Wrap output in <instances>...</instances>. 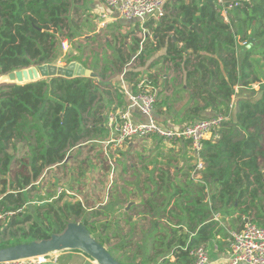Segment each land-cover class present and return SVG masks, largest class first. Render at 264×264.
<instances>
[{
    "label": "trees",
    "instance_id": "trees-1",
    "mask_svg": "<svg viewBox=\"0 0 264 264\" xmlns=\"http://www.w3.org/2000/svg\"><path fill=\"white\" fill-rule=\"evenodd\" d=\"M78 1L0 0V75L29 66L54 63L61 54L60 36L64 35L65 38L74 36L63 32L69 25L73 28L76 26L75 19H72L69 13L77 9ZM238 1L240 6L228 10L226 13L228 20H225L217 0H176L177 11L167 15L165 9V13L159 17L153 29L155 36L152 44L144 45L149 51L164 50L161 58L170 63L173 71L182 70L183 85L193 88V92L189 93V99L198 97L204 101L203 105L196 101L190 108L191 119L193 115H200L208 107L214 114L228 113L229 104L235 94L234 87L241 81V85L248 86L257 80L245 78L248 76L247 71L253 66L251 54L258 46L257 41L260 42L259 45L264 46V0ZM237 41L245 44L240 47ZM240 48L243 49L242 55L238 52ZM117 52L118 56H113V61L111 59L112 65L101 67L99 72H96L97 63L92 64L90 69L97 74L96 78L52 77L25 84L0 86L2 173L5 174L13 160L15 161L14 156L7 152L13 137H21L23 133L32 132L36 141L31 147L34 157L28 164V175H21L23 183H18L16 187H2L1 194L13 191L14 188L23 190L39 176L42 167L55 165L64 157L67 150L77 146L82 140L90 139L91 135L102 133L105 128L102 122L104 115L100 117L99 113L101 110L111 109L113 93L118 101L117 106L123 103L119 83L112 81L111 76L115 73L122 75L124 79L130 76L129 82L133 87L131 90L133 93L140 81L137 77L139 73L125 71L128 60L121 49ZM66 60L69 63L72 59ZM79 61L87 67L85 62ZM149 77L152 78L151 75ZM147 85L153 90L156 89L150 80ZM245 88L238 99L236 98V107L229 115V119H233L234 122L232 129L239 126L246 131V136L240 140L223 136L216 144L204 140L200 156L205 166L199 171L198 178H189L190 175H186L185 184L181 187L171 186L168 172H162L158 177L161 181L160 188L167 192H170V188L174 189L164 204L163 212L173 197L178 195L189 201L190 195L192 196L194 210H190L186 205L180 206L181 203L179 209L184 214L187 228L196 230L197 233L187 243L188 234H177L182 230L181 227L174 229L177 239L170 238L166 242V247L173 246L175 261L159 260L161 254L159 252L155 253L159 258L155 256L154 260L158 264H191L190 248L209 238L208 228L211 227V223L207 221L211 209L220 210L222 206H233L235 202L237 206L246 205V195L252 202L263 201L264 171L260 170L258 158L264 160L261 144L264 129V87H259L256 92L249 87ZM100 98L105 99L96 104L102 100ZM156 103L157 97L155 105ZM88 118H91L95 125L87 126ZM221 128L217 130L224 131ZM39 160L43 162L39 164ZM253 183L255 186L249 189ZM207 195L210 198V206L208 201H205ZM21 200L20 196L15 197L13 193H8L0 205L7 210L15 209L22 204ZM161 204L149 203L148 210L152 211L155 206ZM111 207L113 210L115 204ZM248 208L247 205L241 208V211L244 212ZM66 209L67 213L82 217V223L94 233V229L87 224L80 202L67 205ZM109 211L111 209L107 207V211L105 208L99 212L106 215ZM53 216L54 219L50 221L48 228L35 222L28 231H24L19 237L13 236L10 242L0 243V247L44 239L52 233L62 232L68 222V215L57 208ZM251 221L264 227V220H260L259 215ZM124 222L130 225L133 232L134 224L127 218ZM151 224L155 227L157 222ZM103 226L107 227L108 224ZM113 237L120 236L115 234ZM132 237L133 233H130L119 244L110 249L106 248L115 257L113 253L124 250L133 243ZM151 237L154 238L151 242L154 246L162 247L161 236L152 234ZM174 241L176 242L173 243ZM99 242L104 245L101 240ZM134 244L136 253L141 254L142 245L139 242ZM123 253L125 260H120L122 263L139 264L133 263V260L129 261L126 251ZM143 261L144 264H155L151 262V257L147 260L144 258Z\"/></svg>",
    "mask_w": 264,
    "mask_h": 264
},
{
    "label": "rangeland",
    "instance_id": "rangeland-1",
    "mask_svg": "<svg viewBox=\"0 0 264 264\" xmlns=\"http://www.w3.org/2000/svg\"><path fill=\"white\" fill-rule=\"evenodd\" d=\"M79 16L76 22L77 25L82 23V28L77 31L70 30L74 32L72 33L74 36L60 40L61 54L54 64L67 66L72 61L80 62L79 60H81L85 62L89 69L92 68V64L97 63L98 68H96V72H99L101 67L107 64L109 66L112 65L110 62L111 57L114 55V50H122L124 42L134 44L137 41L139 44L138 49L134 53V56L127 59L128 63L125 66V71L139 73L138 79L147 84L149 82L148 78L151 79L149 77L151 73H162L165 69H171L170 64H157L149 68L152 61H150L151 58L147 54L149 52L145 51L146 49L142 47L141 40L143 39V34L134 32V28L127 29V26L120 24L119 21L104 25L97 17H90L89 14ZM98 27H102L101 31L98 30L100 29ZM89 34H92L94 38L92 41L86 40L88 39L86 35ZM67 58L72 60L67 63ZM152 76L154 78V74ZM167 87L175 86L173 83H167ZM155 94V97L160 95L156 89ZM104 99L97 101L96 104L101 103ZM104 113L105 111L101 110V113H99L101 114L100 117ZM104 117L102 122L105 128L102 130V133L95 134L94 136L91 135L90 139L82 140L77 146L67 150L68 162L57 167L55 170L54 168L49 170L41 184L35 188H25L21 190L22 193L21 191L20 193L17 192L19 190L14 188L15 194L23 196L21 200L22 204L18 205L15 209H8L11 214L0 223V243L10 242L13 236L19 237L24 231H28L30 226L35 222L41 224L42 227L48 228L50 221L54 219V210L57 208H60L63 213L68 215V222H82V217L67 213L68 209H66V206L75 202L82 204L87 224L94 229L93 236L98 241L101 240L104 247L110 249L129 235L128 227L124 226V212H121L118 216H114L111 205L119 201L118 203L123 207L125 202L129 201L130 198H148L152 189L145 191L143 195V191L140 192L139 188L140 180L144 179L146 174H148L145 170H150L149 173L153 177L160 175L159 171L169 164L167 157L162 155V153L169 154L173 152L175 146L173 143L166 144V142L161 143L159 141L156 145H154V142L148 145L144 141H139L132 146L124 145L121 148L114 149L109 145L106 150H103V143L116 134L114 126L119 125L115 123L113 124V128L108 126V124L106 125ZM86 125L90 127V125H95V122L91 118H88ZM134 139L137 138L134 137L132 140H127L126 143L134 141ZM26 151V143L24 141L21 143L17 140L11 142L7 149L10 155H21L27 153ZM153 171H157V173L153 174ZM1 175L0 171V178ZM170 180H172V177H170ZM162 189V192L166 194L164 196H168L174 192V189L170 188V192L167 194L168 192L164 188ZM160 191L155 192L159 194V197L162 196ZM162 199L166 200V197ZM98 200L104 201L103 206H95ZM107 207H110L112 217L99 212L105 208L107 211ZM106 224L108 226L104 227L103 225ZM115 234L121 238L113 237ZM132 242L124 250L113 254L119 261H124L125 253L123 252L126 251L130 259L129 261L133 260V263L144 264L143 259L140 258L141 254L136 253L137 250L134 243H137V240L132 239ZM155 256L154 252H150L144 258L147 260L148 257H151V262L153 263L155 262ZM156 258H159V256H156Z\"/></svg>",
    "mask_w": 264,
    "mask_h": 264
},
{
    "label": "crops",
    "instance_id": "crops-1",
    "mask_svg": "<svg viewBox=\"0 0 264 264\" xmlns=\"http://www.w3.org/2000/svg\"><path fill=\"white\" fill-rule=\"evenodd\" d=\"M176 0H169L166 5V14L172 15L177 11V4L175 2ZM188 1V0H186ZM76 10L71 11L69 13V16L74 19L75 17V29L72 25H69L67 28H64L63 34H72V31L70 30H79L82 28V23L77 25L76 19L78 18L79 14L80 16H85L86 14H89L90 17H97L98 20L102 21V24L109 25L112 22L119 21L120 24H123L124 26H127V29H130L131 27L134 28V32H140L143 34L142 41V47L145 48V44H152L153 38H154V32L153 29L157 24V21L159 18L148 16L143 20H124L120 18L117 14V12H113L108 10L101 2L100 0H79L76 4ZM221 13L225 16V20L227 19V12ZM101 15H104V19L100 18ZM79 16V17H80ZM99 31H101L102 27H98ZM97 31V32H99ZM69 32V33H68ZM96 32V34H97ZM89 41H92L94 38L92 37V34L86 35ZM66 38H71L67 37ZM64 35L60 36L61 39H66ZM238 45L240 47L242 46L243 42L237 41ZM259 41H257L256 48H254L253 53L251 54V59L253 66L252 68L247 71L248 76L245 78L246 80L256 78L257 80L251 82L248 86H243L241 83L237 84L234 87L235 94L233 98L239 97L243 93V90H245V87H249L250 89H254L255 92L258 91L259 87H264V49L263 46L260 44ZM138 43L137 41L132 43H126L124 42L122 51L125 54V58L130 59L132 56H134V53L138 49ZM146 49V48H145ZM118 49L114 50L113 56H118ZM161 50V49H160ZM158 50V51H149L148 48L145 50L149 53V57L151 58L150 61L151 64L149 68H152L153 66L157 64H164L169 65L170 63H167L164 61L161 56L164 54V50ZM239 54H243V49H239ZM111 57V59L113 58ZM154 74V78L149 79L152 83V85L156 88L158 91L159 96H157V103L155 105L154 109V115L155 118L158 120L159 123L162 125H168V126H180L192 121H195L199 118L208 117L214 114V112L211 110L210 107L206 108L200 115L195 116L193 115V119H191L190 115V108H192L196 101L199 105H203L204 101L201 98L196 99H189V93L193 92L192 87H186L183 85V74L182 70L173 71L172 69L163 71L162 73H151L152 76ZM149 75V76H150ZM111 80L118 82L119 88L122 91V100L123 103L121 106H117V99L115 97V94L112 95V105L111 109L107 108V111L105 110V124L107 125L108 121L107 118L111 115L122 113L129 109L130 117L134 121L143 120L142 115L140 114L139 110L135 106H131V101L128 95L126 94L127 91L133 90V87H131V83L129 82L130 76H128L127 79H124L121 75L118 73H115L111 76ZM139 77V74L138 76ZM136 77V78H137ZM153 77V76H152ZM173 83L175 87H164L165 85ZM163 93V94H162ZM254 96L256 94L254 93ZM232 98V99H233ZM121 109L120 111H118ZM233 112V111H232ZM195 116V117H194ZM230 118V117H229ZM227 119L223 125L220 127L224 131L215 130L212 133H210L206 141H210L212 144H216L223 136H229L231 139L240 140L246 136V131L242 129L239 126H236V128H233L234 122L233 119ZM109 130V129H108ZM109 133V132H108ZM110 135V134H109ZM113 135L112 137H114ZM142 139V140H140ZM144 141L146 144L151 145L152 142H154V145L158 144V141L162 143V141L157 140L155 137H148V138H137L134 139V141H130L129 143H125L122 145H110L113 149L122 147L124 145L132 146L134 143ZM173 143L175 146V150L173 152L162 153L165 157L168 159V163L166 166L170 167H164L161 169L160 175H162V172H168L170 177H172V180H170L171 186L174 187H181L183 184H185L186 175H190L189 178H192L191 173L193 171L192 168H194L195 164V157L193 155L190 142L187 140H178L174 142H168ZM167 144V143H166ZM262 149L264 151V129L262 134ZM103 150H105V146L103 145ZM109 147V146H108ZM204 148V145H203ZM152 150V149H150ZM203 150V149H202ZM150 154V152H149ZM23 154L18 155L14 154V158L19 160L22 157ZM258 163L261 166L260 170L264 171V160H262L260 157L258 158ZM205 165V163H204ZM191 167V168H190ZM148 174H146L145 178L140 180L139 182V188L140 192L143 191V195L145 191H148L150 189V196L146 199H133L130 198L129 201L125 202L124 206L121 207L120 203H115V207L113 208V214L114 216L120 215V213L124 212V219H128L129 222L134 224V230L132 232V229L129 224L124 223V226L128 227L129 234L133 233V240H137L139 242L143 249L141 250V257L144 259L147 254L150 252L159 253L161 252L159 260L168 259L170 262L175 261V257L173 255V246L170 248L166 247V242L169 241L170 238L177 239V234H188V241L187 243L196 236V230H190L187 228L186 223L184 220V214L180 212L179 204L182 201L180 206H188L190 207V210H194L193 202H192V196L190 195L189 201H185L183 197L175 196L170 200L169 205L166 207L165 211L163 212L164 204H166V201L168 200V196H164L162 192V188H160L161 181L159 180L160 175H151L150 170H145ZM157 173V171L152 172ZM175 179V180H174ZM255 186V183L251 184L249 189L253 188ZM157 188V189H156ZM161 190L162 196L159 197L158 193H155L156 191ZM209 192V190H208ZM169 194V192L167 193ZM166 197V200L162 198ZM160 198V199H159ZM247 203L246 205L242 204L240 206L236 205V202L233 206L227 205L222 206L220 210H213L211 209L210 212V218L207 222L211 223V227L208 228L209 232V238L208 240L204 242H200V244L204 245L207 253H208V262L206 264H230L228 261V252H229V243L231 234L235 231H238L242 228L243 221L245 219H251L253 220L256 215L260 216V220H264V197L263 201L259 203L257 200L253 201L249 196L246 195ZM134 201V204L129 208L128 211H125L124 207L127 205L128 202ZM178 201V204L175 205V203ZM205 201H208V206L211 205L210 198H208V195L206 196ZM158 203L161 204V206H155L152 211L148 210V204L149 203ZM104 201L98 200L95 203V206L101 207L103 206ZM178 205V206H177ZM248 205V209L244 212L241 211V208H244ZM182 206V207H183ZM175 207V209H174ZM219 207V205H218ZM103 210V209H101ZM177 214V215H173ZM108 216L112 217V213L109 211ZM130 218V219H129ZM181 218V219H180ZM183 219V220H182ZM154 221L157 222V225L154 227L151 223ZM147 222V224H145ZM177 234L174 233V229H180ZM153 236H161L163 238V245L162 247H156L151 243L153 241ZM185 241V243H186ZM174 241L173 243H175ZM56 262H49L48 264H96V262L86 256L83 252L74 251V250H64L60 252H56ZM157 255V254H156ZM155 264H158V262H153ZM237 264H246V263H237Z\"/></svg>",
    "mask_w": 264,
    "mask_h": 264
},
{
    "label": "built area",
    "instance_id": "built-area-1",
    "mask_svg": "<svg viewBox=\"0 0 264 264\" xmlns=\"http://www.w3.org/2000/svg\"><path fill=\"white\" fill-rule=\"evenodd\" d=\"M169 0H100L110 11L117 12L124 20H143L148 16L159 18L165 13V5ZM221 11L240 6L238 0H217ZM104 15L100 18L104 19ZM245 44V42H243ZM64 46V43L62 42ZM122 76V75H121ZM131 106L138 108L143 120L134 121L129 114V109L122 113H116L108 117V126L116 130L114 137L104 142L105 150L109 145H122L127 140L135 138L155 137L162 142H174L187 140L190 142L195 164L192 178H198L199 171L204 168L200 153L203 149V141L213 131L219 129L230 117L229 115L236 107V99L233 98L229 104V112L226 114L215 113L207 118L198 119L180 126H165L158 122L154 115L155 89L139 81L136 91H127ZM109 127V128H110ZM11 214L0 205V223ZM228 261L230 264H264V227L258 226L250 219L243 221L242 228L231 234L229 243ZM54 253L40 255L32 258L0 262V264H48L56 262ZM192 259L191 264H206L208 253L204 245H194L189 251Z\"/></svg>",
    "mask_w": 264,
    "mask_h": 264
},
{
    "label": "water",
    "instance_id": "water-1",
    "mask_svg": "<svg viewBox=\"0 0 264 264\" xmlns=\"http://www.w3.org/2000/svg\"><path fill=\"white\" fill-rule=\"evenodd\" d=\"M52 77L96 78L97 74L75 61L67 66L43 63L0 75V84H25ZM133 204L134 201L128 202L124 207L125 211H128ZM64 250H79L92 258L96 264H124L93 236L84 223L77 221L67 222L62 232L52 233L48 238L0 247V262L32 258Z\"/></svg>",
    "mask_w": 264,
    "mask_h": 264
},
{
    "label": "flooded vegetation",
    "instance_id": "flooded-vegetation-1",
    "mask_svg": "<svg viewBox=\"0 0 264 264\" xmlns=\"http://www.w3.org/2000/svg\"><path fill=\"white\" fill-rule=\"evenodd\" d=\"M20 141L21 143L24 141L27 145V153L23 154L22 157L17 160L16 158L15 161H17V164H15V161L13 160V162L11 163L10 167L7 169L6 173L3 174L2 171V175L0 178V189H2V187H16L18 185V183H23V177H21V175H28V164L32 161V158L34 157V153L33 150L31 149L32 145L36 143L34 135L32 132L30 133H23V135L21 137H13V141L14 140ZM67 151L64 154V157L55 165H51V166H47V167H42L40 169V174L39 176L33 180L29 185H27L25 188H35L37 185L41 184L44 180V177L46 176L47 172L49 170H52L54 168L57 169V167H60L61 165L66 164L67 161V155H66ZM14 156V154H13ZM43 161L39 160V164L42 163ZM24 188V189H25ZM20 193V191H17ZM8 193H13L15 194L14 191H8L7 193H0V202L1 200H4L5 195ZM22 193V191H21ZM15 197H19L21 199H23V196L14 195Z\"/></svg>",
    "mask_w": 264,
    "mask_h": 264
}]
</instances>
